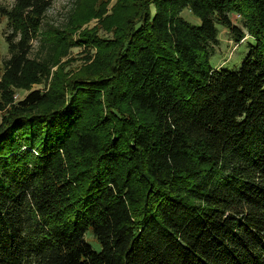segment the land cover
Segmentation results:
<instances>
[{
  "label": "trees",
  "instance_id": "obj_1",
  "mask_svg": "<svg viewBox=\"0 0 264 264\" xmlns=\"http://www.w3.org/2000/svg\"><path fill=\"white\" fill-rule=\"evenodd\" d=\"M93 2L44 39L52 0L9 12L0 264H264V0ZM217 24L254 40L237 70L210 64Z\"/></svg>",
  "mask_w": 264,
  "mask_h": 264
},
{
  "label": "rangeland",
  "instance_id": "obj_2",
  "mask_svg": "<svg viewBox=\"0 0 264 264\" xmlns=\"http://www.w3.org/2000/svg\"><path fill=\"white\" fill-rule=\"evenodd\" d=\"M84 0H82L83 2ZM91 0H85V2H90ZM96 1V2H95ZM117 0H94L93 6H105L106 14H109L115 5ZM15 0H1V6L4 10L8 12H4V10L0 11V78L3 75V61L9 57V50L8 44L6 42V36L12 32L11 23H10V16L12 11V6ZM76 0H52L51 7L47 11V15L44 18L43 24L41 26V33L40 37L43 39L46 38V34L48 32L57 33L55 31L56 28L62 29V24L67 21V16L72 10V8L76 5ZM83 16V14H81ZM180 17L188 21L192 25H200L201 20L195 16L189 8H185L180 11ZM232 21L244 28V20L239 15H231ZM99 19L94 18L88 22H85L81 28L73 32L71 35L69 30H60V33H63L62 36L67 43L70 41H74L77 43V46L73 47L72 49L67 52L66 55L62 57V61L64 62L70 58H74L71 60L72 68L77 67L81 64L83 60H81V55L83 54L84 46L80 44V41H83L81 38V34L90 27L98 26ZM219 29V44L213 48V54L210 59V64L214 68H226L229 70H237L241 66V63L248 52V44L254 43L252 38L245 39L241 43L235 41L232 34L226 29L223 25L217 24ZM62 40V41H63ZM39 45V40L33 41V52L32 56L35 55L36 50ZM82 65V64H81ZM80 65V66H81ZM79 66V67H80ZM78 67V68H79ZM77 68V69H78ZM34 89H44L43 85H33L31 90ZM28 92L27 91H20L16 95L15 98L21 99L23 98ZM2 118V113H0V122ZM89 242L92 244L93 248L96 251H99L101 246L97 240L93 237L91 232L88 234Z\"/></svg>",
  "mask_w": 264,
  "mask_h": 264
}]
</instances>
